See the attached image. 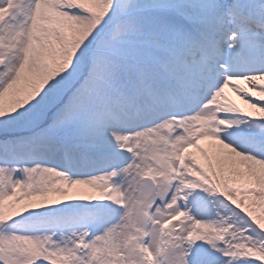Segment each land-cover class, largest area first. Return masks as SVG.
<instances>
[{"label": "snow or ice", "instance_id": "6c2138e0", "mask_svg": "<svg viewBox=\"0 0 264 264\" xmlns=\"http://www.w3.org/2000/svg\"><path fill=\"white\" fill-rule=\"evenodd\" d=\"M0 264H264V0H0Z\"/></svg>", "mask_w": 264, "mask_h": 264}]
</instances>
